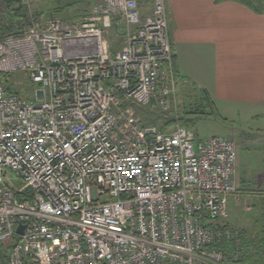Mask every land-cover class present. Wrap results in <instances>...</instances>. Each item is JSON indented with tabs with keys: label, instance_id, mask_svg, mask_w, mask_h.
I'll use <instances>...</instances> for the list:
<instances>
[{
	"label": "built area",
	"instance_id": "built-area-1",
	"mask_svg": "<svg viewBox=\"0 0 264 264\" xmlns=\"http://www.w3.org/2000/svg\"><path fill=\"white\" fill-rule=\"evenodd\" d=\"M18 8L0 0V74L37 87L25 102L0 84L7 264H220L234 143L137 114L178 115L167 0H98L71 22Z\"/></svg>",
	"mask_w": 264,
	"mask_h": 264
},
{
	"label": "crops",
	"instance_id": "crops-1",
	"mask_svg": "<svg viewBox=\"0 0 264 264\" xmlns=\"http://www.w3.org/2000/svg\"><path fill=\"white\" fill-rule=\"evenodd\" d=\"M252 6L247 0H167L176 90L182 76L202 89L208 105L264 109V4L260 11Z\"/></svg>",
	"mask_w": 264,
	"mask_h": 264
},
{
	"label": "rangeland",
	"instance_id": "rangeland-1",
	"mask_svg": "<svg viewBox=\"0 0 264 264\" xmlns=\"http://www.w3.org/2000/svg\"><path fill=\"white\" fill-rule=\"evenodd\" d=\"M97 1L30 0V9L42 18L71 22L83 17ZM0 84L25 102L35 101L33 90L37 85L30 82L24 71L0 74ZM201 90L181 76L176 104L177 116L184 122H173L170 127L194 122L193 132L197 141L220 137L234 143L237 155L235 182L243 194L227 197L224 223L230 229L244 231L247 238L253 240V247H258L260 243L264 244V109L253 110L221 101L208 105ZM143 113L146 119L143 123L152 126L161 123V120H154L155 115L151 111L144 109ZM16 185L19 188L24 186L20 182ZM1 249L7 255L8 251ZM5 254L0 253V264L4 263L2 257ZM261 254L264 259V249Z\"/></svg>",
	"mask_w": 264,
	"mask_h": 264
},
{
	"label": "trees",
	"instance_id": "trees-1",
	"mask_svg": "<svg viewBox=\"0 0 264 264\" xmlns=\"http://www.w3.org/2000/svg\"><path fill=\"white\" fill-rule=\"evenodd\" d=\"M20 0H5V4L7 7H11L13 9V15L9 14V19L13 20L15 18H22L25 17V13L21 11L20 8H18ZM249 1L250 5H253V9L256 11H260L261 1L263 0H247ZM37 17L40 16L39 14H35ZM4 88V87H3ZM7 92H9L8 89L4 88ZM204 99L206 98L205 95H203ZM140 118L141 122L146 119L143 114ZM154 120H161V123H159L157 126H159V129L161 132H166L167 127H170V124L173 122H184L183 119H179L177 116L176 118L174 116H169L168 119H163L161 116H158L155 114ZM142 122V123H143ZM146 124V123H143ZM180 127L185 126L184 128H187L189 130H193L194 128V122H190L187 124L179 125ZM221 230H228L232 233V239L226 240V239H220L214 242L211 249H215L216 251L220 252L222 254V261L220 264H264V259L261 254V250L264 249V244L260 243L258 247H253V240L250 238H247L246 233L244 231H237L234 229H230L225 223L220 225ZM258 248V249H256ZM253 250V251H252ZM7 251V250H6ZM0 253L5 254L2 249L0 248ZM8 255H3L2 261L3 264H7Z\"/></svg>",
	"mask_w": 264,
	"mask_h": 264
},
{
	"label": "water",
	"instance_id": "water-1",
	"mask_svg": "<svg viewBox=\"0 0 264 264\" xmlns=\"http://www.w3.org/2000/svg\"><path fill=\"white\" fill-rule=\"evenodd\" d=\"M37 95H38V99H39V100L42 99V92H41V91H38V92H37ZM22 230H23V226L18 225V227H17V229H16V232H17L18 234H22Z\"/></svg>",
	"mask_w": 264,
	"mask_h": 264
}]
</instances>
